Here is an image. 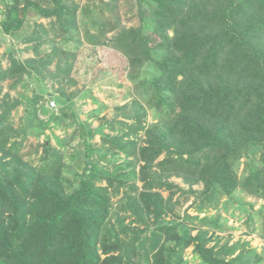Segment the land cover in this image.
<instances>
[{
    "label": "trees",
    "instance_id": "obj_1",
    "mask_svg": "<svg viewBox=\"0 0 264 264\" xmlns=\"http://www.w3.org/2000/svg\"><path fill=\"white\" fill-rule=\"evenodd\" d=\"M0 3V264H189L188 248L198 264H262L205 213L240 192L247 233L264 241V0ZM102 85L117 88L111 117L92 95ZM82 98L97 103L84 120ZM47 131L58 147L46 135L39 155L23 152Z\"/></svg>",
    "mask_w": 264,
    "mask_h": 264
},
{
    "label": "rangeland",
    "instance_id": "obj_2",
    "mask_svg": "<svg viewBox=\"0 0 264 264\" xmlns=\"http://www.w3.org/2000/svg\"><path fill=\"white\" fill-rule=\"evenodd\" d=\"M85 1L87 0H79V2L81 3H84ZM91 2H94V0H89ZM0 6H1V3H0ZM93 18H98V14H97V11L94 10L93 13H91ZM125 15L123 14L122 15V23L125 24V25H129L131 24L129 21L126 20V18L124 17ZM89 18H91L89 15L88 16H85L82 12L79 13V20L80 21H83V22H87L89 20ZM39 20H41L42 22H45L46 19L44 18H40ZM148 41L150 43V46L154 47L156 42H157V39L155 37H153L152 35L148 38ZM18 48H21L23 47L24 45L22 44H16ZM5 48V45H0V62L3 66L6 65L7 63V60L6 58L3 56V50ZM31 53L30 52H23V53H19V56L24 58V57H27V56H30ZM99 65L101 63H98ZM160 66L162 68H165L167 67V63L165 60H162L161 63H159ZM53 68V65L51 66ZM119 80H122V82L124 83H129L127 81V79L125 78H121ZM121 83H118L117 86L118 87H121ZM68 86L67 90H66V93L67 94H70L72 95V93L74 94V91L76 90L75 88H82V84L80 82H76L75 85L73 84H69L67 83ZM113 88V91L116 92L117 91V88L116 87H112V86H107V85H102V88L103 90L105 91H102V90H99L97 87H95L93 90H92V95L95 96L100 102H104V103H108L110 104L108 107L104 108L103 111L101 112L100 115H107L108 117H111L113 115V107H112V99L111 97L109 96H106V92L109 91V89ZM4 90H6V87H4ZM10 93L13 95L14 94V90H11ZM128 100V99H127ZM86 101V102H85ZM116 101L122 103L124 102V99L122 98H116ZM97 106V103L95 102H91V100L89 98H82V99H75L72 107H73V110L75 111V115L80 119V120H84L86 118V114L89 110L95 108ZM22 113V110H21V107L18 109V113L17 115L14 117L15 118V121L17 122L18 121V116L20 117V114ZM91 124L92 126H98L99 125V122H98V119L94 118V119H91ZM103 131H104V128H103ZM54 134L58 135V136H61L63 133L60 129H54L53 130ZM47 134L45 135H41L38 138H35V137H30L24 144V147H23V152H25V154L29 153L30 151H32V155L33 156H36L37 153L39 155L40 153V150H41V147L39 148L38 152L36 153L35 152V146L37 144V141L39 140L40 142L42 141H46V135L48 136L49 135V143L53 146H57L56 144V141L54 139V136H52L50 134V131H47L46 132ZM94 140H98V135H96L94 137ZM84 148V145L82 143V138L80 136H76L74 138L73 141L67 143L66 146H64L63 148H61V151L63 152V155H64V158L67 162H70V159H71V156L73 154H77L80 150H82ZM73 170H75V167H73ZM174 181H176L177 183L183 185V183L181 182V180L179 178H174L173 179ZM200 185H197L196 187H199ZM164 194H166V192H163ZM241 195L240 192H236L234 197L231 199V205L228 206V208L225 210L223 209L221 206L219 209L217 210H211V209H208L206 211V215L207 216H215L216 214H221L224 218L227 219V225L228 226H231L232 229L230 230L231 231V236H230V240L231 241H235L237 239H241V240H247L249 242V246L250 247H254V248H257L258 252H260L263 256V260H262V264H264V241L259 237V235L257 233H247V226L245 224V221H244V215H245V212L243 209H248L247 206L245 204L242 203L241 199L239 198V196ZM194 198V195L193 194H188V201L187 203L192 200ZM245 200H253L252 197H249V196H246L245 197ZM263 202V200H259L256 202L255 206H254V213H253V216L255 218V225L256 226H259V217L257 216V214H255V210L258 208V206ZM188 213L190 215H195L196 214V210L193 208V207H189L188 208ZM203 213L200 214V216H202ZM222 236H226V233H220ZM186 257L187 259L189 260V264H198V259L195 257V256H192L191 255V252H190V248H188L186 250Z\"/></svg>",
    "mask_w": 264,
    "mask_h": 264
},
{
    "label": "water",
    "instance_id": "obj_3",
    "mask_svg": "<svg viewBox=\"0 0 264 264\" xmlns=\"http://www.w3.org/2000/svg\"><path fill=\"white\" fill-rule=\"evenodd\" d=\"M105 127L104 124H100L98 126L95 127V133L97 135H102L103 134V128ZM77 185V184H76Z\"/></svg>",
    "mask_w": 264,
    "mask_h": 264
},
{
    "label": "built area",
    "instance_id": "obj_4",
    "mask_svg": "<svg viewBox=\"0 0 264 264\" xmlns=\"http://www.w3.org/2000/svg\"><path fill=\"white\" fill-rule=\"evenodd\" d=\"M52 104V103H51Z\"/></svg>",
    "mask_w": 264,
    "mask_h": 264
}]
</instances>
